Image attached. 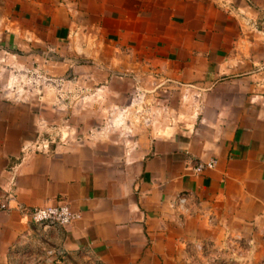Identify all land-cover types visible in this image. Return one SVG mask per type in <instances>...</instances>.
Listing matches in <instances>:
<instances>
[{
	"label": "crops",
	"instance_id": "1",
	"mask_svg": "<svg viewBox=\"0 0 264 264\" xmlns=\"http://www.w3.org/2000/svg\"><path fill=\"white\" fill-rule=\"evenodd\" d=\"M55 1L0 0L1 71L16 77L20 56L7 50L47 25L43 13L51 21L62 10L69 19L77 8L86 20L94 10L131 57L140 39L151 50L144 62L157 51L153 60L174 88L199 98L182 128L123 150L42 139L28 128L36 124L29 104L3 97L17 86L0 84V264H201V244L224 254L228 237L261 236L264 0H61L60 8ZM209 160L212 169L194 172ZM183 194L186 206H173ZM58 202L80 218L42 231L17 209Z\"/></svg>",
	"mask_w": 264,
	"mask_h": 264
},
{
	"label": "rangeland",
	"instance_id": "2",
	"mask_svg": "<svg viewBox=\"0 0 264 264\" xmlns=\"http://www.w3.org/2000/svg\"><path fill=\"white\" fill-rule=\"evenodd\" d=\"M55 5L59 7L61 0ZM67 12L69 19L62 10H53L51 21L50 14L43 13L47 25L39 26L19 49L7 50L20 56L16 77L9 68L0 70V84L18 88L16 94L6 92L3 97L29 104L27 112L36 122L29 129L55 142H109L124 150L137 139L190 122L199 97L174 88L161 72L162 65L153 60L157 51L144 62L151 50L139 39L131 57V47L116 44L108 33L112 23L107 17L97 20L93 10L81 20L77 8ZM57 29L64 30V36H55ZM225 243L224 254L201 244V264H264V229L259 237L231 236Z\"/></svg>",
	"mask_w": 264,
	"mask_h": 264
},
{
	"label": "built area",
	"instance_id": "3",
	"mask_svg": "<svg viewBox=\"0 0 264 264\" xmlns=\"http://www.w3.org/2000/svg\"><path fill=\"white\" fill-rule=\"evenodd\" d=\"M215 164V160L199 162L193 167V170L196 173H201L205 170L212 169ZM187 197L188 196L184 194L179 195L173 202V206L184 208L187 203ZM0 207L4 208L5 205L1 204ZM17 209L20 214L28 216L31 222L42 231L67 227L80 218V213L72 210L69 204L65 202H58L35 208L18 206ZM44 252L48 257L54 256L56 253L52 249H45Z\"/></svg>",
	"mask_w": 264,
	"mask_h": 264
}]
</instances>
